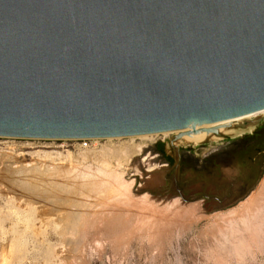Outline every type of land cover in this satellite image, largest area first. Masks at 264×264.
Returning <instances> with one entry per match:
<instances>
[{
	"label": "water",
	"instance_id": "obj_1",
	"mask_svg": "<svg viewBox=\"0 0 264 264\" xmlns=\"http://www.w3.org/2000/svg\"><path fill=\"white\" fill-rule=\"evenodd\" d=\"M263 110L264 0H0V138H129Z\"/></svg>",
	"mask_w": 264,
	"mask_h": 264
},
{
	"label": "rangeland",
	"instance_id": "obj_2",
	"mask_svg": "<svg viewBox=\"0 0 264 264\" xmlns=\"http://www.w3.org/2000/svg\"><path fill=\"white\" fill-rule=\"evenodd\" d=\"M217 128L199 144L157 137L132 157L129 138H0V264H264V153L245 182L246 157L233 158L264 114ZM211 158L234 163L222 194Z\"/></svg>",
	"mask_w": 264,
	"mask_h": 264
},
{
	"label": "bare ground",
	"instance_id": "obj_3",
	"mask_svg": "<svg viewBox=\"0 0 264 264\" xmlns=\"http://www.w3.org/2000/svg\"><path fill=\"white\" fill-rule=\"evenodd\" d=\"M263 114H264V110L260 111V112L248 114V115L243 116V117L217 122V123H214V124H203V125H200V126L198 125V126H196L195 129H192L191 127H189V128L183 129V130H177V131H172V132H163V133H156V134H150V135L129 137L130 141H132V144H131L132 146L130 147L129 154H130L131 157L133 156V154L136 155L137 154L136 150H138V153H139L141 151L142 147H145L149 142H153L157 137H160V136L161 137H167L169 135H177L176 138H175V140L177 139L176 142H175L176 146H180L181 144L182 145L183 144H187L188 145V144H192V143L199 144V143H202V142L206 141L208 138H210V136L212 135L211 132L213 130H215L217 133L222 131V130L219 131L217 127H221V126H225V125H230V124H234V123L247 121V120L253 119V118H255V117L259 116V115H263ZM213 138H214V136H213ZM108 139H109V141L110 140L112 141V138H108ZM137 139H139V141H140L139 145H135L134 144L135 140H137ZM75 140L82 141L83 139H75ZM92 140L93 141H97V140L99 141V139H92ZM136 147L138 149L135 150ZM125 153H127V152L125 151ZM126 156H128V155H126ZM109 166L111 167V165H109ZM110 167H109V170H110ZM104 169H108V167L104 168ZM97 170L99 171L100 169H97ZM112 180H113V178H112ZM118 187H120V186H118Z\"/></svg>",
	"mask_w": 264,
	"mask_h": 264
},
{
	"label": "flooded vegetation",
	"instance_id": "obj_4",
	"mask_svg": "<svg viewBox=\"0 0 264 264\" xmlns=\"http://www.w3.org/2000/svg\"><path fill=\"white\" fill-rule=\"evenodd\" d=\"M259 146L260 148H258ZM243 150H246V151L236 152L233 155V158L237 160L239 158H242L241 156L246 157L245 162L241 165V171L239 172L240 180L242 179L245 182L248 177L254 175L257 161L259 158H261V155L264 153V131L262 130L259 131L257 135L253 138V140L249 143V145L245 149L243 148ZM244 152H247V154ZM212 159L213 158L203 163V166L207 169L209 168L210 177L213 181H215V182H212L211 185H213V187L220 190L222 194V192L224 193L227 186L228 187L235 186V183H228L226 181V177H224L225 176L224 173H222V170H225L227 168L228 169L232 168L234 163L232 161L222 166L221 163L219 162L217 164L216 162H210V161H214ZM208 165H210V167H208ZM182 169L183 167H181V170ZM190 171L191 173L189 174V177H188L189 180L192 179L191 176H193L192 173L194 172L192 169H190Z\"/></svg>",
	"mask_w": 264,
	"mask_h": 264
},
{
	"label": "built area",
	"instance_id": "obj_5",
	"mask_svg": "<svg viewBox=\"0 0 264 264\" xmlns=\"http://www.w3.org/2000/svg\"><path fill=\"white\" fill-rule=\"evenodd\" d=\"M83 142H84V143H83V144H84V146H87L86 140H85V141H83Z\"/></svg>",
	"mask_w": 264,
	"mask_h": 264
},
{
	"label": "trees",
	"instance_id": "obj_6",
	"mask_svg": "<svg viewBox=\"0 0 264 264\" xmlns=\"http://www.w3.org/2000/svg\"><path fill=\"white\" fill-rule=\"evenodd\" d=\"M170 160V159H169Z\"/></svg>",
	"mask_w": 264,
	"mask_h": 264
}]
</instances>
